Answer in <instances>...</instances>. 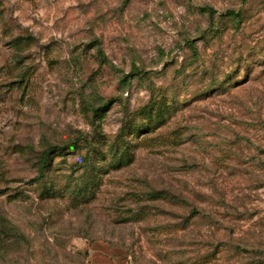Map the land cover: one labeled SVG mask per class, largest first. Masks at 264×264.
Here are the masks:
<instances>
[{"label": "rangeland", "instance_id": "rangeland-1", "mask_svg": "<svg viewBox=\"0 0 264 264\" xmlns=\"http://www.w3.org/2000/svg\"><path fill=\"white\" fill-rule=\"evenodd\" d=\"M0 264H264V0H0Z\"/></svg>", "mask_w": 264, "mask_h": 264}, {"label": "trees", "instance_id": "trees-1", "mask_svg": "<svg viewBox=\"0 0 264 264\" xmlns=\"http://www.w3.org/2000/svg\"><path fill=\"white\" fill-rule=\"evenodd\" d=\"M239 13L238 12H236V11H230L229 12V15L230 16H237ZM99 54H100V56H102V60H104L105 59V57H104V53L102 52V51H99ZM133 70L132 71H130L125 77H124V81H126L128 78H130V77H134V76H137L138 74H139V70H137V67H136V65H134L133 66ZM111 105V101L109 100V101H106L105 102V104H104V107H106V106H110ZM50 150H55V151H57L58 152V147H56V146H53V147H51L50 148ZM43 158H45V157H43ZM45 162V161H44ZM44 162H42V164L44 163ZM43 166V165H42ZM42 166H40V168L42 167ZM153 193H156L157 194V192H153Z\"/></svg>", "mask_w": 264, "mask_h": 264}]
</instances>
